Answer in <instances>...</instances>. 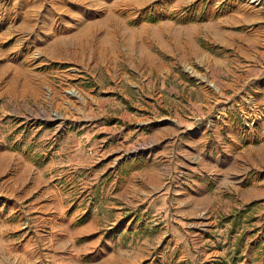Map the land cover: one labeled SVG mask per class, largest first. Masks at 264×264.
<instances>
[{"label": "rangeland", "instance_id": "1", "mask_svg": "<svg viewBox=\"0 0 264 264\" xmlns=\"http://www.w3.org/2000/svg\"><path fill=\"white\" fill-rule=\"evenodd\" d=\"M188 12L196 29L192 45L165 56L155 34L162 23L177 25L179 16ZM230 27L241 33L236 41L261 39L250 46L257 55L263 53L264 0H0V128L6 142L18 137L49 153L65 138L60 137L63 131L69 130L71 142L77 127L106 129L114 124L100 134L95 165L110 158L109 171L118 174L121 165L150 148L133 144L138 135L143 133V139L147 134L151 140L162 125H191L196 135L232 119L244 129L255 127L264 121V57L248 58L229 48L224 64L217 59L224 57L220 41ZM180 37L186 42L184 33ZM158 56L165 64L161 73L154 61ZM231 93L250 94L261 103V117L252 127L243 126ZM226 96L230 100L225 103ZM217 109L225 115L217 118ZM123 139L133 145L110 155V147L121 146ZM92 169L65 167L53 181L69 202L95 207L97 194L87 187ZM18 204L19 225L27 228V213ZM245 208L240 217L236 212L237 219L250 210ZM202 214L188 220L186 227L208 237L215 227L209 213ZM152 218L160 225L158 215ZM252 220L250 214L242 221L248 225ZM199 223L205 227H194ZM255 230L263 236L262 228ZM0 264H18L17 255L0 247Z\"/></svg>", "mask_w": 264, "mask_h": 264}, {"label": "crops", "instance_id": "2", "mask_svg": "<svg viewBox=\"0 0 264 264\" xmlns=\"http://www.w3.org/2000/svg\"><path fill=\"white\" fill-rule=\"evenodd\" d=\"M184 15L177 25L162 23L155 34L165 56L192 45L194 17ZM226 31L219 49L224 57L217 58L223 64L229 48L248 58L264 57V50L257 55L250 46L261 39L236 41L241 33ZM154 61L163 72V60ZM260 99L264 104V93ZM113 125L77 127L73 142L69 130L63 131L65 138L49 153L18 137L6 142L0 128V247L17 255L18 264H264V233L259 237L254 231L264 232V121L244 129L232 119L210 131L203 128L200 135L191 125H162L151 140L138 135L133 144L150 148L121 165L118 174L110 173V158L95 165L100 134ZM123 140L110 147V155L133 145ZM65 167L93 168L87 187L95 190L97 206L69 202L56 187L53 180ZM18 203L28 214L27 228L19 225ZM248 204L253 206L243 218L251 214L253 220L246 225L236 212ZM202 212L215 227L208 237L186 227L188 220L204 217ZM153 215L160 225L152 223Z\"/></svg>", "mask_w": 264, "mask_h": 264}, {"label": "built area", "instance_id": "3", "mask_svg": "<svg viewBox=\"0 0 264 264\" xmlns=\"http://www.w3.org/2000/svg\"><path fill=\"white\" fill-rule=\"evenodd\" d=\"M186 68L189 70L188 72H190V73L192 71H194V69L191 66H187ZM194 73H195V71H194ZM195 76H197V75H195ZM197 77L199 78L198 79L199 82L202 81V79L199 76H197ZM207 84L209 86L213 87L214 83L212 84V83L207 82ZM214 88L218 89V87L215 84H214ZM219 91H220V89H219ZM217 94L218 95H224V93H217ZM234 95H235V93L230 94V96H234ZM235 98H236L235 99L236 103L234 105H235V108H238V110H241L239 113V116L243 118V123H242L243 126L246 128L252 127L255 124L256 120L261 117V114H262L261 103L257 102L255 100V98L252 97V95L246 94V93L245 94H243V93L239 94L238 93V95ZM220 100H222V99L220 98ZM229 100L230 99L227 98V96H226L224 102L226 103ZM243 107H245V108H243ZM221 115H225V112H223V110L217 109L216 110V117L220 118ZM27 221H28V219L26 217L24 219V222L27 223ZM203 223H205V222H203ZM200 225H201L200 226L201 229L205 227V225H202V224H200Z\"/></svg>", "mask_w": 264, "mask_h": 264}, {"label": "trees", "instance_id": "4", "mask_svg": "<svg viewBox=\"0 0 264 264\" xmlns=\"http://www.w3.org/2000/svg\"><path fill=\"white\" fill-rule=\"evenodd\" d=\"M251 205H247V207L245 208L246 210L247 209H250ZM244 210H240V211H237V217H240L242 214H243Z\"/></svg>", "mask_w": 264, "mask_h": 264}, {"label": "bare ground", "instance_id": "5", "mask_svg": "<svg viewBox=\"0 0 264 264\" xmlns=\"http://www.w3.org/2000/svg\"><path fill=\"white\" fill-rule=\"evenodd\" d=\"M111 20H112V19H111ZM106 24H107V23H106ZM103 25H104V24H103ZM129 33H131V31H130V32L128 31V33L126 32V34H129Z\"/></svg>", "mask_w": 264, "mask_h": 264}]
</instances>
